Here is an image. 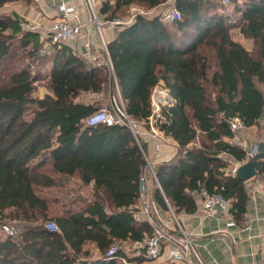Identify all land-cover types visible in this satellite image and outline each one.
<instances>
[{
  "label": "trees",
  "instance_id": "1",
  "mask_svg": "<svg viewBox=\"0 0 264 264\" xmlns=\"http://www.w3.org/2000/svg\"><path fill=\"white\" fill-rule=\"evenodd\" d=\"M14 1L0 0V7ZM168 1L102 0L100 13L114 20L130 5L158 9ZM174 5L180 19L167 23L161 12L137 14L107 43L112 72L66 46L41 55L37 31L23 28L15 13L0 15V264H120L125 253L107 256L111 245L153 234L149 221L135 218L149 142L140 139V145L124 124L86 122L100 105L79 97L108 89L114 101L121 95L127 114L139 123L151 114L155 85L162 82L175 98L161 129L178 152L154 166L156 203L175 214L192 213L198 209L193 191L205 187L228 198L230 214L246 226L250 197L228 166L245 162L247 149L231 141L228 119L238 115L247 127H257L253 161L264 175V0L238 4L232 23L214 0ZM236 26L253 40V49L233 38ZM49 60L48 91L40 97L37 83ZM73 176L93 185L91 197L84 203L74 197L70 207L50 215V201L37 188L62 186L58 177ZM7 218L18 221L14 235L1 230ZM47 222L59 230L48 229ZM89 242L99 256L84 250Z\"/></svg>",
  "mask_w": 264,
  "mask_h": 264
},
{
  "label": "crops",
  "instance_id": "2",
  "mask_svg": "<svg viewBox=\"0 0 264 264\" xmlns=\"http://www.w3.org/2000/svg\"><path fill=\"white\" fill-rule=\"evenodd\" d=\"M170 2L174 3V0H169L163 8L159 7V12H162ZM61 3L71 8V15L66 16L65 19L71 25L79 27L78 35L63 46L84 58L88 64H107L108 57L103 40L106 43L114 40L124 26L113 25L105 15L100 14L99 18L103 23L100 33L98 25L90 20V13L84 0H17L3 7L6 11H10L8 15L17 14L26 22L25 24H36L38 26L36 31L42 40L49 32L50 22L58 17V6ZM137 5L139 4L129 6L130 16H132V7ZM83 101L90 102L89 99ZM244 135L249 151L258 139L257 127H247ZM177 152V143L171 137L161 141L157 146L149 143L148 154L150 153L154 166L173 159ZM240 164L242 163H235V166ZM80 183L82 184L81 181ZM245 184L250 197L246 214V224L250 223L251 226L249 230L244 229L245 226L239 225L231 214H224L218 207L211 215L204 214L199 205L195 212L182 211L175 214L171 207L164 209L154 200V218L173 233L176 232L177 224H180L191 236L203 264H264V175L258 174ZM87 186L93 189L92 184ZM132 254L133 252L127 253V256ZM151 264H185V262L172 260L169 257V248L166 246L162 255Z\"/></svg>",
  "mask_w": 264,
  "mask_h": 264
},
{
  "label": "built area",
  "instance_id": "3",
  "mask_svg": "<svg viewBox=\"0 0 264 264\" xmlns=\"http://www.w3.org/2000/svg\"><path fill=\"white\" fill-rule=\"evenodd\" d=\"M224 5H229L232 0H220ZM102 0H84V3L90 13V20L98 25V30L101 33L102 22L100 21V5ZM58 17L50 22L49 32L42 39L43 45L42 52H45L53 45L63 46L67 44L71 39L75 38L79 33V27L70 24L66 16L71 15V8L61 3L58 6ZM150 9L139 10L136 6L132 7V16L123 20L116 18L110 20L113 25L125 26L130 24L137 14L151 15ZM162 20L165 22H173L181 18L180 10L173 5L169 9L161 12ZM62 16V17H61ZM22 27L26 29L36 31L38 26L36 24H25L24 20H21ZM48 37V39H47ZM103 45L107 53L108 62L107 65L111 72L113 71L112 62L109 57L107 43L103 40ZM111 103H107L100 106L98 110L93 112L86 122L89 125H95L98 123L105 124H124L128 126L138 143L141 145L140 139L154 144L157 146L162 139L165 138L164 131L161 129V125L167 123L168 112L172 106H174L175 98L165 85L160 82L155 85L151 91L150 96V108L151 114L144 122H136L132 120L126 112L124 101L120 94H118V101L110 100ZM114 102V103H113ZM230 129L233 133L231 141L242 145L247 149V141L245 139L244 131L247 126L241 117L238 115L232 116L228 119ZM257 152V145H254L249 151H247V159L254 156ZM147 158V165L143 169L139 184V212L135 214V218L140 220L142 218L149 221L153 227V234L145 237L142 241L135 242L133 244L134 252L132 255L123 254L118 260L120 264H151L162 255L166 246L169 248V257L172 260L183 261L185 264H203L200 259L196 246L189 234L185 232L180 224H177L176 232L173 233L167 229L163 223L155 220L154 218V200L152 198L151 187L152 184H157L160 188V184L154 172V165L152 161ZM193 195L196 198L200 210L206 214L211 215L212 211L218 207L224 214H230L231 202L221 192L210 193L205 187H200L193 191ZM175 218V215H173ZM176 220V218H175ZM46 227L52 231L59 230L54 222L46 223ZM251 228L250 223L246 224L244 229L249 230ZM1 230L8 235H14L16 230L11 223H3ZM120 250L119 246L115 243L108 249L106 255L109 257H117V253Z\"/></svg>",
  "mask_w": 264,
  "mask_h": 264
},
{
  "label": "rangeland",
  "instance_id": "4",
  "mask_svg": "<svg viewBox=\"0 0 264 264\" xmlns=\"http://www.w3.org/2000/svg\"><path fill=\"white\" fill-rule=\"evenodd\" d=\"M215 2H217L218 4L221 5L220 9L227 13L228 15L231 16L230 20L228 22H234L236 19V16H238V13L235 11L236 6L239 4L241 5L243 3L244 0H232L231 3L229 5H224L220 0H214ZM174 3H169L167 5V7L164 8L163 11H165L166 9H169L170 7L173 6ZM136 5V4H135ZM139 10L141 9H146L143 5L139 4L136 6ZM162 8L164 6H161ZM160 7V8H161ZM152 9L150 14H157L159 12V9ZM8 12H10L9 10L6 11L4 9V7H0V15H7ZM10 15V13H9ZM130 12H129V7H125L122 10H120L117 13V17L121 18L123 20H127V18L131 17L130 16ZM167 23H172V22H167ZM232 36L235 40L240 41L241 43H243L247 48L249 49H253L254 45H253V40L251 38H246L244 37L240 31H239V27H233L232 30ZM21 52V50L19 51ZM53 52V46H51L50 48H48L45 52H42L40 50V54L44 55V56H50ZM51 60H49L48 62L45 63V65L41 68V71L43 72V76L42 79L40 81H38L37 83V88H36V92L35 94L37 96H42L46 90H48V74H49V70L51 67ZM34 69H37V67L33 66ZM80 99L84 100V99H89L90 102H94L100 106H103L107 103H111L110 100H112V94L110 92V90L108 89L106 93L104 94H92V93H85L82 94L80 97ZM114 103V102H113ZM35 106L33 104L30 105V109L27 111L26 113V117L29 118L32 115V110ZM264 122V119H263ZM168 137L163 138L162 140H167ZM148 159L150 161V153L148 154ZM247 160V159H246ZM49 167V165H45V168L47 169ZM237 166H235L234 162H231V164H229L228 169L231 170L232 172H235V168H237ZM60 180L62 179L63 181V185L58 186V187H54V188H37V190L39 191V193H41L44 197H46L48 199V201H50V207H49V214L50 215H56L57 213H61V211L65 208V207H70V200L74 197L78 198L80 203H84L87 200V197H91L92 194V189L90 186L87 185H82L79 181L78 176H73L71 177H58ZM79 203V204H80ZM75 206H79V205H75ZM74 205L72 206V208H76ZM6 221L8 223H11L15 230L18 224V221L14 220V219H9L7 218ZM48 223V222H47ZM18 228V227H17ZM17 231V230H16ZM116 244L119 246L120 250L122 251V253H132L134 252V247H133V243L131 242H116ZM84 250L89 252V256L91 257H97L99 256L100 252L98 250V248L95 246V243L93 242H89L84 246Z\"/></svg>",
  "mask_w": 264,
  "mask_h": 264
},
{
  "label": "water",
  "instance_id": "5",
  "mask_svg": "<svg viewBox=\"0 0 264 264\" xmlns=\"http://www.w3.org/2000/svg\"><path fill=\"white\" fill-rule=\"evenodd\" d=\"M253 157L254 156L248 158L245 162L240 164L235 170L236 176L244 182L252 179L253 177L259 174L255 168Z\"/></svg>",
  "mask_w": 264,
  "mask_h": 264
}]
</instances>
